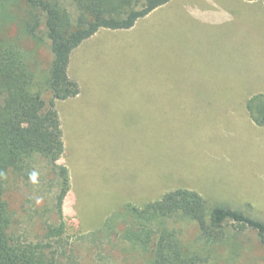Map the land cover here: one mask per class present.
<instances>
[{"label":"rangeland","instance_id":"374dc122","mask_svg":"<svg viewBox=\"0 0 264 264\" xmlns=\"http://www.w3.org/2000/svg\"><path fill=\"white\" fill-rule=\"evenodd\" d=\"M66 6L71 11L75 9L68 2ZM16 29L12 23L1 26L2 34L7 36L14 35ZM41 30V44L25 37L21 46L33 53L41 68H46L52 52L44 33V19ZM122 63L126 62L115 58L106 62L111 69L106 68L101 82L110 86L100 83L97 86L102 88L96 89L98 80L89 73L86 79L95 86L91 85L93 89L88 92L93 90L95 94L62 102L70 117L66 120L68 138L78 150L68 149V155L63 153L58 161L70 168L62 215L56 206L59 179L40 155L31 161L29 178L9 177L6 196L14 213L13 236L23 242H45L47 227L63 223L58 246L53 242L61 264H151L149 251L123 237L130 221V217L123 215V207L126 203L141 206L153 201L169 189L185 187L183 181L210 203L248 210L247 201L238 200L232 193L245 187L244 165L236 155L228 153L230 150H220L217 144L231 134L225 132L220 136L217 120L210 115H206L204 128H200L199 110L203 106L152 104L147 95L151 93L149 89L136 91L144 93L143 97H131L133 89L119 85L130 77L126 70L129 64ZM147 76L150 78V74ZM210 135L215 136V142L207 148L204 138ZM233 196L235 200L226 198ZM255 200L256 205L264 206L263 193ZM258 216L264 219V214ZM181 226L183 238L193 240L198 233L196 224L182 222ZM233 242L240 245L235 264H264V247L255 232L247 230ZM215 253L204 264H225L228 249L220 247Z\"/></svg>","mask_w":264,"mask_h":264},{"label":"trees","instance_id":"16d2710c","mask_svg":"<svg viewBox=\"0 0 264 264\" xmlns=\"http://www.w3.org/2000/svg\"><path fill=\"white\" fill-rule=\"evenodd\" d=\"M168 1L0 0V264H61L53 242L58 246L63 223L47 227L45 242L17 240L6 193L10 175L29 178L31 161L40 155L59 179L56 206L62 215L69 170L58 163L64 144L56 101L79 93L78 83L68 74L72 50L100 28H130ZM66 2L75 9L69 10ZM43 19L52 52L46 68L21 46L25 37L36 44L44 41ZM8 23L16 25L14 35L2 34L1 26ZM247 109L257 125H264V95L250 98ZM123 215L130 217L123 237L149 251L151 264H204L220 247L228 249L225 264H235L240 245L233 241L247 230L255 232L264 247V220L221 202L210 203L187 187L169 189L141 206L126 203ZM182 222L196 224L193 240L183 238Z\"/></svg>","mask_w":264,"mask_h":264},{"label":"crops","instance_id":"0c3cea01","mask_svg":"<svg viewBox=\"0 0 264 264\" xmlns=\"http://www.w3.org/2000/svg\"><path fill=\"white\" fill-rule=\"evenodd\" d=\"M112 58L129 64L126 70L130 77L119 85L133 89L131 97H143L144 93L136 91L149 89L152 104L203 106L199 110L200 128L210 115L217 120L220 136L231 134L217 144L244 165L245 187L232 193L238 200L247 201L248 210L239 209L262 219L258 215L264 214V206L256 205L255 197L264 194V125L252 120L247 101L264 95L263 0H170L137 19L130 28H100L84 39L72 50L68 64V74L78 83L79 93L56 101L66 156L68 149L78 150L68 138L66 120L70 117L62 102L95 94L88 92L93 89L91 85L95 86L86 79L89 73L98 80L96 89L102 88L97 86L100 83L110 86L101 81L110 68L106 62ZM214 137L205 136L204 146L210 148ZM182 184L194 189L186 186L188 182Z\"/></svg>","mask_w":264,"mask_h":264}]
</instances>
